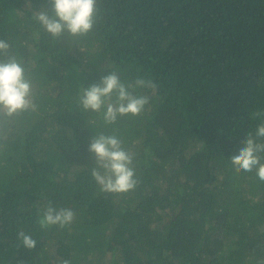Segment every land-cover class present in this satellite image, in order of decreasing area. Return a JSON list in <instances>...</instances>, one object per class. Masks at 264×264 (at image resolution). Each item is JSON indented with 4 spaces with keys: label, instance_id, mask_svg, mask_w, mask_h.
I'll list each match as a JSON object with an SVG mask.
<instances>
[{
    "label": "trees",
    "instance_id": "16d2710c",
    "mask_svg": "<svg viewBox=\"0 0 264 264\" xmlns=\"http://www.w3.org/2000/svg\"><path fill=\"white\" fill-rule=\"evenodd\" d=\"M97 8L86 36L54 39L33 19L50 0H0V39L25 62L36 105L0 121V264H260L264 182L230 158L264 121V0ZM113 71L156 88L130 89L149 103L107 125L78 100ZM101 132L133 155L134 190L106 193L92 177ZM49 204L72 223L42 228Z\"/></svg>",
    "mask_w": 264,
    "mask_h": 264
},
{
    "label": "clouds",
    "instance_id": "9594fccd",
    "mask_svg": "<svg viewBox=\"0 0 264 264\" xmlns=\"http://www.w3.org/2000/svg\"><path fill=\"white\" fill-rule=\"evenodd\" d=\"M50 4V11H35L33 19L54 39L66 33L73 37L86 36L94 29L98 0H50ZM134 87L154 90L156 85L144 78H137L134 84H125L113 71L102 76L98 83L82 86L78 103L83 112L102 113L105 124H115L121 116L139 115L149 103L148 96H138L130 91ZM35 107L33 81L25 62L13 54L10 43L0 39V121ZM88 151L95 157L91 175L101 191L126 193L136 188L134 157L123 147L120 138L96 133ZM230 162L237 173L255 171L258 179L264 182V121L241 141V147L231 156ZM74 216L71 209H57L49 204L38 223L42 228L57 225L63 228L72 223ZM17 238L27 249L37 246V240L24 231H19ZM63 264H70V261L64 260ZM260 264H264V260Z\"/></svg>",
    "mask_w": 264,
    "mask_h": 264
}]
</instances>
